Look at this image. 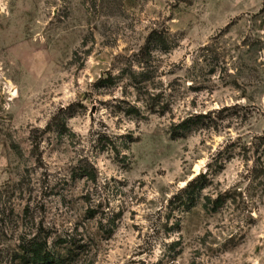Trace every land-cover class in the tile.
<instances>
[{"label":"rangeland","instance_id":"rangeland-1","mask_svg":"<svg viewBox=\"0 0 264 264\" xmlns=\"http://www.w3.org/2000/svg\"><path fill=\"white\" fill-rule=\"evenodd\" d=\"M0 264H264V0H0Z\"/></svg>","mask_w":264,"mask_h":264},{"label":"trees","instance_id":"trees-1","mask_svg":"<svg viewBox=\"0 0 264 264\" xmlns=\"http://www.w3.org/2000/svg\"><path fill=\"white\" fill-rule=\"evenodd\" d=\"M194 181H195V180H193L192 182H194ZM192 182H191V183H192Z\"/></svg>","mask_w":264,"mask_h":264}]
</instances>
